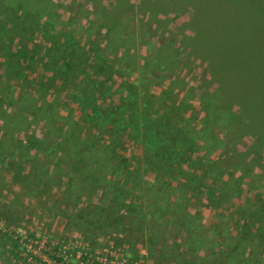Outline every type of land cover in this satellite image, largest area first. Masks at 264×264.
Instances as JSON below:
<instances>
[{
	"label": "rangeland",
	"instance_id": "obj_1",
	"mask_svg": "<svg viewBox=\"0 0 264 264\" xmlns=\"http://www.w3.org/2000/svg\"><path fill=\"white\" fill-rule=\"evenodd\" d=\"M191 10L0 0V264H264V47Z\"/></svg>",
	"mask_w": 264,
	"mask_h": 264
},
{
	"label": "trees",
	"instance_id": "obj_2",
	"mask_svg": "<svg viewBox=\"0 0 264 264\" xmlns=\"http://www.w3.org/2000/svg\"><path fill=\"white\" fill-rule=\"evenodd\" d=\"M140 8L158 14L169 15L171 13H184L190 9L193 16L185 23L181 30H189L195 35L202 32L215 34H225L226 36H247L259 40L264 47V0H139ZM249 3L250 6H245ZM234 4L235 7L233 6ZM237 4L242 10H249L260 18V26L246 27L242 22L236 21V17L231 13ZM218 14V15H217ZM222 14V15H220ZM225 14H228L225 16ZM220 15V16H219ZM14 21V23L12 22ZM21 17L11 18L13 27L19 25ZM255 24V23H254ZM254 30H249V29Z\"/></svg>",
	"mask_w": 264,
	"mask_h": 264
},
{
	"label": "built area",
	"instance_id": "obj_3",
	"mask_svg": "<svg viewBox=\"0 0 264 264\" xmlns=\"http://www.w3.org/2000/svg\"><path fill=\"white\" fill-rule=\"evenodd\" d=\"M52 262L43 261L44 264H148L144 254L132 255L130 253L110 246L93 254L77 253L73 257L71 247L61 246L51 252ZM42 262V261H41ZM42 264V263H39Z\"/></svg>",
	"mask_w": 264,
	"mask_h": 264
},
{
	"label": "crops",
	"instance_id": "obj_4",
	"mask_svg": "<svg viewBox=\"0 0 264 264\" xmlns=\"http://www.w3.org/2000/svg\"><path fill=\"white\" fill-rule=\"evenodd\" d=\"M261 67H264V60L262 61V65H261Z\"/></svg>",
	"mask_w": 264,
	"mask_h": 264
}]
</instances>
